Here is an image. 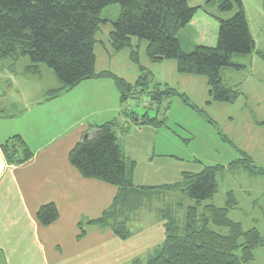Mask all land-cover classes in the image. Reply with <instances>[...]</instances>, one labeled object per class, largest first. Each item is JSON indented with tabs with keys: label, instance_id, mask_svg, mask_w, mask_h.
I'll list each match as a JSON object with an SVG mask.
<instances>
[{
	"label": "trees",
	"instance_id": "trees-1",
	"mask_svg": "<svg viewBox=\"0 0 264 264\" xmlns=\"http://www.w3.org/2000/svg\"><path fill=\"white\" fill-rule=\"evenodd\" d=\"M215 1L204 0L203 8L190 7L188 0H0V64L9 61L13 68L25 59L24 75H39L42 66L50 70L60 88L49 92L47 99L82 82L107 79L115 87L120 104L147 93L151 107L159 110L167 102L165 109L168 110L169 100L177 96L176 92L151 88L152 76L143 68L139 67V76L133 85L107 71L95 70V35L100 25L107 23L100 14L104 8L118 5L119 15L109 33L113 52L131 48L132 39L145 41V54L150 63L175 61L178 74L205 78L212 102L233 103L240 93L223 85L220 70L227 67L241 70L243 67L232 63V58L249 56L255 45L241 0H222L217 6L218 15L206 13L205 7ZM199 11L216 21V43L196 46L185 54L178 34ZM229 13H233L229 18L220 17ZM257 54L264 61V53ZM136 56L131 50L130 58L135 63ZM122 116L135 126L158 129L165 125V120L149 118L147 113L140 118L133 112L123 111ZM127 132V124L110 120L92 127L68 153V163L82 178L117 189L110 207L88 224L109 228L122 240L128 236L123 215L136 211L152 190L133 184L134 163L124 157L117 136ZM1 150L8 165H19L32 157L19 136L9 138ZM238 166L249 176L264 177V169H256L243 154L241 160L227 167L204 166L197 174H183L177 184L159 188L181 193L194 204L186 207L181 223L169 215L162 245L144 264H246L253 260L254 250L262 247L264 240L255 229L244 230L240 223L228 218L237 206L232 192L226 193L223 207L202 205L217 193V173ZM57 218L53 204L40 207L36 213V219L45 227ZM78 227L77 239H80L84 234L82 224ZM211 227L226 232L223 234Z\"/></svg>",
	"mask_w": 264,
	"mask_h": 264
},
{
	"label": "crops",
	"instance_id": "crops-1",
	"mask_svg": "<svg viewBox=\"0 0 264 264\" xmlns=\"http://www.w3.org/2000/svg\"><path fill=\"white\" fill-rule=\"evenodd\" d=\"M198 13L189 25L199 19L202 23L198 27L203 29L210 24L206 20L209 16L202 12L205 16L201 18ZM26 64L20 68L17 64L10 68L9 61L0 64V264H144L165 239L164 226L171 215L165 198L180 201L182 197L181 193L159 188L177 184L183 174H197L202 169L189 172L175 157L156 154L158 129L135 126L126 118L119 120L123 108L109 80L85 81L47 99V94L58 90L59 85L41 88L36 84L43 80L41 68L39 75H24ZM26 84L34 87H19ZM105 89L112 95L115 91L119 103V108L106 110V114L112 113L110 120L128 125V132L117 136L124 157L134 163L133 184L152 189L136 211L123 215L128 233L125 240L109 228L88 224L110 207L117 189L82 178L68 163V153L82 135L110 121L90 123L91 113L84 108L91 98H101L100 91ZM72 104L78 106V112ZM13 136L22 138L32 152V157L19 165L6 164L1 150V145ZM154 202L161 207L153 209ZM47 204L55 206L58 218L45 227L36 219V213ZM143 209L155 214L143 215ZM79 223L84 234L77 239Z\"/></svg>",
	"mask_w": 264,
	"mask_h": 264
},
{
	"label": "rangeland",
	"instance_id": "rangeland-1",
	"mask_svg": "<svg viewBox=\"0 0 264 264\" xmlns=\"http://www.w3.org/2000/svg\"><path fill=\"white\" fill-rule=\"evenodd\" d=\"M221 1L216 0L205 7L206 13L218 15L217 6ZM241 2L255 50L249 56L232 58V63L243 67L241 70L228 67L220 70L223 85L227 88H236L240 93L233 103L212 102L205 78L178 74L175 61L150 63L145 54V41L132 39L131 48L113 52L109 43V33L112 31V23L119 15V6H108L100 14V18L107 23L100 25L95 35V70L107 71L133 85L141 67L152 76L151 88L155 86L161 90L167 88L176 92L177 96L169 100L168 110L165 109L167 102L163 103L159 110L151 107L147 93L131 97L122 108L123 111H131L140 118L147 113L149 118L165 120V125L158 128L159 137L155 153L175 157L189 172L200 171L204 166L227 167L241 160L243 154L256 169H264V61L257 54L264 53V0ZM188 5L204 8V0H188ZM202 12L200 11L197 16L202 18L204 15ZM233 13L220 17L229 18ZM206 20L210 24L203 26V29L201 26L198 27L202 23L198 19L195 24L188 25L179 32L178 40L183 53H190L196 46H212L211 43L215 45L217 23L211 17H207ZM131 50L136 52V63L130 58ZM26 62L27 60L22 59L16 67L20 68ZM20 73L18 72V76ZM40 74L43 80L36 84L41 88L47 85L57 86L58 83L50 70L42 66ZM28 86L34 87L30 84L19 87L24 89ZM100 93L101 98H91L84 107L91 113L88 115L90 123L110 120L113 117L110 116L112 113L106 114V110L119 108L118 95L115 91L113 95L106 89ZM74 108L78 112V106ZM104 115L106 118H103ZM118 119L124 121L125 118L118 116ZM127 121L130 122V119L127 118ZM241 168L234 170L224 168L218 173L217 193L211 201H206L202 205L223 207L226 193L232 192L237 206L229 212L228 218L240 223L244 230L255 229L264 240V177L249 176ZM179 198L180 201H175L174 197L165 198L164 202L170 204L171 215L174 213L173 217L181 223L186 207L193 205L194 202L185 196ZM154 204L153 209L161 207L160 203ZM149 213L155 214L154 211L142 210L143 215ZM211 228L223 234L226 232L224 229ZM246 264H264V245L254 250L253 260Z\"/></svg>",
	"mask_w": 264,
	"mask_h": 264
}]
</instances>
